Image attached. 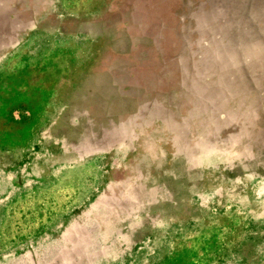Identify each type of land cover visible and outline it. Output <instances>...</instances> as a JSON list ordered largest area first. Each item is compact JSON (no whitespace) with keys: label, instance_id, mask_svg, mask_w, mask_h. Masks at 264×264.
<instances>
[{"label":"rangeland","instance_id":"obj_1","mask_svg":"<svg viewBox=\"0 0 264 264\" xmlns=\"http://www.w3.org/2000/svg\"><path fill=\"white\" fill-rule=\"evenodd\" d=\"M0 264H264V0H0Z\"/></svg>","mask_w":264,"mask_h":264}]
</instances>
